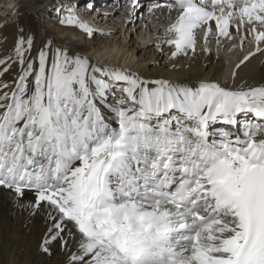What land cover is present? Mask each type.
<instances>
[{"label": "snow or ice", "instance_id": "obj_1", "mask_svg": "<svg viewBox=\"0 0 264 264\" xmlns=\"http://www.w3.org/2000/svg\"><path fill=\"white\" fill-rule=\"evenodd\" d=\"M75 7L61 3V26L95 36ZM162 7L175 13L157 34L173 58L195 53L198 32L208 54L213 35L235 46L234 32L254 44L240 64L264 54V0L150 11ZM13 28L0 50V188L32 194L19 207L44 214L45 251L59 241L67 264H264V80L149 78Z\"/></svg>", "mask_w": 264, "mask_h": 264}, {"label": "bare ground", "instance_id": "obj_2", "mask_svg": "<svg viewBox=\"0 0 264 264\" xmlns=\"http://www.w3.org/2000/svg\"><path fill=\"white\" fill-rule=\"evenodd\" d=\"M65 2L67 0H55L49 9V12L56 11L57 13V17H51V20L56 24H60L61 19L58 8L61 3ZM155 2L156 0H140L142 10L138 9L137 14L133 15L129 0H71L74 6L77 4L79 6V12H77L79 20L86 22L98 34L108 35V38L103 39L85 34L78 27L59 25L60 29L54 30L44 23L39 25V36L41 39H44L45 36L50 37L56 44L69 46L71 51L80 48L85 51L86 56L95 62V59H98L101 54L100 52L105 51L110 55L109 59L96 62L102 65L116 64L135 71L131 64L136 62L146 70L163 72L157 67L153 68V64L157 63L161 67L183 76L184 81L190 84H198L208 78L227 85L233 83L243 85L245 82L253 84L264 80V54H257L247 62L240 64L244 56L254 51V44L250 36L241 44L240 35L235 32L233 33L236 36L235 46L231 40L225 39H221L217 44L216 37L213 35L208 42L210 54L203 50L202 38L198 39L196 43L195 53L189 50L186 55L180 54L173 58L171 53L174 48L158 39L157 34L159 37L165 36L166 30L175 18V13L170 14L166 7L150 11L155 8ZM161 2L166 4L168 0H161ZM2 3H5L4 6L1 5ZM97 3V10L90 11L88 5ZM14 4L24 6L35 13L38 18H42L44 15L45 9L42 8L43 3L40 0H0V6H2L0 7V18H5L7 24L3 29V38H0V45H2L0 50L10 48L15 36L13 22L17 20V12L9 15ZM127 5L129 7L125 9ZM105 13H114V15H104ZM130 16L132 23H127ZM19 26L23 28L24 32L26 31L21 24ZM234 27L235 25L232 26L233 29ZM130 31L134 33V38L130 37L129 40H126ZM240 31L243 32L244 29ZM147 34L150 35V39H146ZM199 34L203 35L202 32L197 33V35ZM119 37L122 38L119 39ZM4 38H6V43ZM109 38L112 40L110 41ZM99 44H102L103 47L94 48V45L98 47ZM149 51L152 52L151 55H148ZM134 56H137V59H134ZM237 65L240 66L237 67ZM233 72L236 74L234 81ZM31 199V193H26L21 201L14 193L0 188V264H67L68 250L62 249L59 241L47 244L48 251L42 248L47 232V221L44 214L38 212L32 215L30 209L22 210L19 207L21 203L27 204ZM73 243V241H69V248L75 251Z\"/></svg>", "mask_w": 264, "mask_h": 264}, {"label": "rangeland", "instance_id": "obj_3", "mask_svg": "<svg viewBox=\"0 0 264 264\" xmlns=\"http://www.w3.org/2000/svg\"><path fill=\"white\" fill-rule=\"evenodd\" d=\"M42 1V8L45 9L44 11V15L42 16V18H38L37 15H35V13L29 11L27 8H25L24 6H19L18 7V11H17V19L19 21V24H21L25 29H26V33L31 31L34 35L37 34L39 32L38 28L39 25H43V23L47 26L50 27L52 29H60L59 25L61 24H56L54 23L51 19V17H57V13L56 11L53 12H49V9L52 7L53 3L55 0H40ZM5 3H2L1 5L4 6ZM104 5V2H103ZM0 6V7H2ZM83 6V5H82ZM98 7V3L95 5H93V7L90 9V11L95 10ZM79 6L77 8H75V12H79ZM94 8V9H93ZM78 10V11H77ZM83 10V9H82ZM80 10V11H82ZM97 10V9H96ZM54 13V14H53ZM66 14V13H65ZM61 13H59V17L61 18ZM50 17V18H48ZM79 19V17H78ZM56 24V25H55ZM58 27V28H57ZM6 31V30H5ZM8 31V30H7ZM96 35L94 37H102L103 39H107L108 35L106 34H98V32L96 31ZM132 34V35H131ZM123 36V35H122ZM127 36V35H126ZM132 37L134 38V33L133 32H129L127 39L129 40V38ZM39 38L41 39V37L39 36ZM122 37H119V39H121ZM147 39V38H146ZM109 40L111 41L112 38H109ZM149 41V40H148ZM87 45V44H86ZM77 47V46H76ZM102 44H99V46L97 47V45H94V48H102ZM71 51V49H69ZM76 52L78 53H82L85 55V51L81 50L80 48L78 50L75 49ZM101 54L99 55L98 59H95L96 62H101V61H106L109 59L110 55L105 53V51L100 52ZM149 51L148 55H151ZM134 59H137V56L133 57ZM110 62H115V61H110ZM131 66L135 69L136 72L141 73L143 76H151L153 78H163L166 80H170V81H184V77L183 76H179L177 74H175L173 71H170L168 69H166L165 67H161L160 64H153V68H158L160 70H162L163 72H155L152 70H146L142 65L133 62L131 64ZM174 74V75H173ZM207 80H210V78H208ZM236 85H239L238 83H236Z\"/></svg>", "mask_w": 264, "mask_h": 264}]
</instances>
